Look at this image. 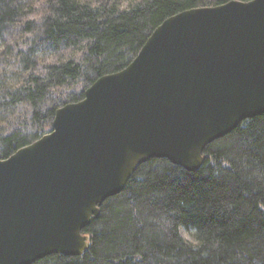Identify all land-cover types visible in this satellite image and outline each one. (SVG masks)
<instances>
[{
  "label": "water",
  "instance_id": "obj_1",
  "mask_svg": "<svg viewBox=\"0 0 264 264\" xmlns=\"http://www.w3.org/2000/svg\"><path fill=\"white\" fill-rule=\"evenodd\" d=\"M264 114V0L179 12L121 71L55 111L50 132L0 160V264L82 256L84 230L136 168L194 172L204 150Z\"/></svg>",
  "mask_w": 264,
  "mask_h": 264
},
{
  "label": "trees",
  "instance_id": "obj_2",
  "mask_svg": "<svg viewBox=\"0 0 264 264\" xmlns=\"http://www.w3.org/2000/svg\"><path fill=\"white\" fill-rule=\"evenodd\" d=\"M229 1L250 0H0V160L123 70L164 20ZM204 157L194 172L166 159L139 165L84 230L87 253L32 264H264V114Z\"/></svg>",
  "mask_w": 264,
  "mask_h": 264
},
{
  "label": "rangeland",
  "instance_id": "obj_3",
  "mask_svg": "<svg viewBox=\"0 0 264 264\" xmlns=\"http://www.w3.org/2000/svg\"><path fill=\"white\" fill-rule=\"evenodd\" d=\"M125 5V4H124ZM119 194V193H118ZM102 205V204H101ZM181 235L183 236V238L187 241H190L192 242L193 241V238L191 237L190 234L186 233L185 231H182L181 232Z\"/></svg>",
  "mask_w": 264,
  "mask_h": 264
}]
</instances>
